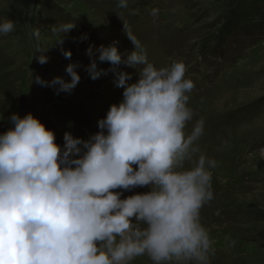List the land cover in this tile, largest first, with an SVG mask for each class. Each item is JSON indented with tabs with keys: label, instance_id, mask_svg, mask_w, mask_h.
<instances>
[{
	"label": "clouds",
	"instance_id": "1",
	"mask_svg": "<svg viewBox=\"0 0 264 264\" xmlns=\"http://www.w3.org/2000/svg\"><path fill=\"white\" fill-rule=\"evenodd\" d=\"M74 27L60 25L57 43ZM13 30L11 19L0 20V35ZM125 35L133 48L123 56L116 40L95 53L91 45L86 49L95 55L85 67L88 77L111 72L122 89L96 132L81 138L66 131L58 144L32 112L8 117L11 126L0 132V264H131L144 255L152 264H209L212 241L200 210L214 198L216 161L197 144L203 119L185 131L194 115L188 106L193 81L183 61L157 68L139 40ZM45 50L34 51L40 64L47 63ZM61 51L70 79L45 80L31 71L30 83L34 78L56 94L71 93L79 63L71 61V50ZM258 153L264 159V148Z\"/></svg>",
	"mask_w": 264,
	"mask_h": 264
},
{
	"label": "rangeland",
	"instance_id": "2",
	"mask_svg": "<svg viewBox=\"0 0 264 264\" xmlns=\"http://www.w3.org/2000/svg\"><path fill=\"white\" fill-rule=\"evenodd\" d=\"M4 19L14 30L0 35V132L11 126L13 112L29 111L55 132L58 144L66 131L81 138L96 132L122 89L111 72L88 77L85 67L95 58L86 54L89 45L95 53L116 40L123 56L133 48L130 33L155 67L183 61L194 84L188 93L194 115L185 131L203 119L197 144L216 161L214 198L200 210L212 241L209 264H264V159L258 153L264 148V0H126L124 7L119 0H0ZM68 22L75 27L59 44L63 34L56 29ZM37 48H46L47 63L37 61ZM62 48L79 63L71 93L56 94L34 78L30 83L31 71L45 80L70 79ZM119 67L137 78L135 69Z\"/></svg>",
	"mask_w": 264,
	"mask_h": 264
},
{
	"label": "bare ground",
	"instance_id": "3",
	"mask_svg": "<svg viewBox=\"0 0 264 264\" xmlns=\"http://www.w3.org/2000/svg\"><path fill=\"white\" fill-rule=\"evenodd\" d=\"M148 259L151 260L147 255H144V256L136 257L133 261L134 264H143V261H147Z\"/></svg>",
	"mask_w": 264,
	"mask_h": 264
},
{
	"label": "trees",
	"instance_id": "4",
	"mask_svg": "<svg viewBox=\"0 0 264 264\" xmlns=\"http://www.w3.org/2000/svg\"><path fill=\"white\" fill-rule=\"evenodd\" d=\"M78 130H79V132H80V131H82V130H83V128H82V127H79V128H78Z\"/></svg>",
	"mask_w": 264,
	"mask_h": 264
}]
</instances>
